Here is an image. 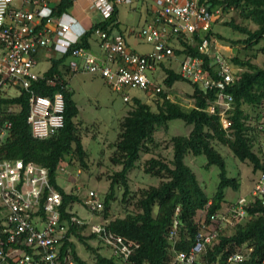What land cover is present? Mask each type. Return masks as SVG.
<instances>
[{
	"label": "trees",
	"instance_id": "1",
	"mask_svg": "<svg viewBox=\"0 0 264 264\" xmlns=\"http://www.w3.org/2000/svg\"><path fill=\"white\" fill-rule=\"evenodd\" d=\"M207 2L213 6H222L223 14L239 10L257 25L256 28H251L230 21L228 25L243 33V38L229 40L212 28L207 34L211 39L219 38L233 46L242 44L264 52V0ZM54 3V15L61 17L64 13L71 12L75 0H57ZM216 21H219V18ZM98 26L121 31L118 9H115L109 19L95 22L76 45L92 48L95 42L94 29ZM261 42L263 46L256 47ZM200 43L201 35L196 33L192 42L182 40L181 45L175 47V52L178 55L203 56L205 64L209 66L211 59L200 52ZM68 59L69 54L52 57V64L45 73L47 77H59L67 84L63 89L64 127L46 139L35 138L27 121L29 94L22 91L18 96H1L0 120L10 119L13 126L0 148V158L23 159L48 169L51 184L62 194V219L69 221V230L62 244L63 253L71 249L76 264H122L101 241L100 243L110 250L109 254L102 253L89 244L87 237L82 235L85 229H89L87 220L83 219V224L71 222L72 216L80 217L74 205L84 203L83 197L76 191V186L67 190L58 183L61 161L70 166L78 164L84 170L89 168L81 127L75 120L79 108L66 79L70 71ZM230 60L244 70L236 73L234 80L225 90L233 98L230 107L225 110L229 122L227 128H224L221 122L220 112L223 106L218 105L215 113L207 110V106L216 103L219 91L203 90L183 78L177 71L165 66L163 69L167 75L160 92L153 94L143 91L146 93L145 99L131 96L127 101L132 102V108L121 120L120 131L112 143L114 150L111 160L120 165L121 170L109 175L110 190L105 198L102 197L103 207L94 213L103 215L104 222L101 223L107 229L139 243L128 264H172L177 251H190L196 244L200 230L198 214L207 209L209 221L213 213L223 210L227 202L226 189L238 190L241 186L239 178L228 174L222 146L229 148L234 160L250 162L255 171H264V155L262 151L255 150L257 136L264 131L257 125L258 115L264 112V64L259 65L252 57H242L239 54H235ZM179 80L188 81L195 88L190 94L194 101L190 108L183 107L169 97L174 83ZM36 85L41 94L50 95L61 89V85L50 87L44 82ZM10 106H14V109L10 110ZM175 119L183 120L187 125H191L192 129L187 135L172 137L173 157L166 159L161 155H152L145 158L146 154L152 153L159 145L155 132ZM190 154L195 157L204 156L207 167H219V183L213 194L207 192L194 168L187 162L186 158ZM136 168L160 178V183L132 191L128 176ZM114 201H119L122 206V215L113 217ZM231 203L233 202H229ZM0 209H3L1 205ZM246 209L248 218L238 222L235 227L226 229L207 245L206 253L202 256L204 264H229L228 258L239 252L244 253L246 258L232 264H264V204L259 199H251ZM73 237L85 243L94 255L92 259L80 255ZM89 238L97 237L90 233Z\"/></svg>",
	"mask_w": 264,
	"mask_h": 264
},
{
	"label": "built area",
	"instance_id": "2",
	"mask_svg": "<svg viewBox=\"0 0 264 264\" xmlns=\"http://www.w3.org/2000/svg\"><path fill=\"white\" fill-rule=\"evenodd\" d=\"M55 1L0 0V97L18 96L22 91L29 94L27 121L35 138L46 139L65 125L63 89L67 84L59 77H47V71H35L42 52L51 49L60 55L69 54L72 74L87 72L102 77L125 101L131 99V89L160 92L163 88L160 71L164 66L171 68L178 64L176 71L183 78L203 90L219 91L216 103L207 106V110L215 113L218 105L223 106L221 122L224 128L229 126L225 110L233 98L225 90L236 73L244 68L234 65L221 49L219 40L207 35L215 20L222 16V6H213L207 0H153L152 19L137 33L151 45L149 51L132 48L122 32L98 26L93 33L99 49L95 52L76 45L92 25L86 28L71 13L55 16ZM133 1L88 0L87 7L106 20L114 14L117 5ZM196 33L201 35L200 52L211 59L209 66L203 56L175 52L182 40L192 42ZM42 82L50 87L61 85V89L50 95L41 94L36 84ZM257 125L260 130L264 129V112L258 115ZM12 126L10 119L0 120V148ZM66 166L67 163L61 161L59 172L65 171ZM251 199H259L264 204V171L255 180L249 197L228 204L213 213L209 221L207 209L202 211L206 215L199 220L196 244L190 251H177L172 264H204L202 256L207 245L220 233L249 217L246 205ZM62 201V194L51 184L46 167L23 159L0 158V205L3 207L0 264H76L71 249L62 252L69 230V221L62 219ZM84 205L93 213L100 210L103 207L100 193L90 190ZM71 222L84 223L78 216H72ZM88 223L90 233L122 264H128L139 243L114 233L101 222L89 220ZM245 258L246 255L239 252L231 255L228 263Z\"/></svg>",
	"mask_w": 264,
	"mask_h": 264
},
{
	"label": "rangeland",
	"instance_id": "3",
	"mask_svg": "<svg viewBox=\"0 0 264 264\" xmlns=\"http://www.w3.org/2000/svg\"><path fill=\"white\" fill-rule=\"evenodd\" d=\"M153 0H134L131 4L121 3L118 5V19L120 21V29L128 37L129 43L132 48L141 52H147L151 49V45L138 37L137 33L145 23V20H150L153 12ZM72 15H79L81 23L87 28L90 20L86 18L87 15L78 14L82 13L78 3L74 5L71 12ZM94 16L96 13H94ZM90 16V14H88ZM102 18V15L96 17V22ZM78 19V20H79ZM233 21L235 24L249 26L256 28V24L245 17L239 10H231L219 17L213 25L216 33L228 38L229 40H238L245 35L233 27L228 25V22ZM95 39V38H94ZM221 44V49L229 58L235 54L242 57H252L253 61L259 65L264 64V52L258 51L256 48H247L242 44L233 46L230 42H224L217 38ZM180 46V45H179ZM263 46V42L259 43L256 47ZM99 51L95 42H93V51ZM95 51V52H96ZM60 56L53 50L42 52L39 57V62L35 67V71L43 73L47 71L52 64V57ZM69 61V59H68ZM173 70H178V64L171 67ZM165 70L160 71V76L163 80L166 77ZM68 79V86L72 91L73 99L79 108V114L76 117V122L81 127L83 135V143L88 153L89 168L84 170L78 164L70 166L67 162L66 170L59 172L58 183L67 190L74 189L79 191L83 197V201L87 197L90 190H95L100 193V196L105 198L109 192L110 179L114 171L121 170V166L114 164L111 160L113 154L112 143L116 140L120 131V122L127 115L128 111L132 108V102L125 101L120 92H116L100 77L90 73L77 72L72 74L70 71L66 76ZM194 86L188 81H176L172 87L169 97L178 102L185 108L193 106L194 101L190 98V94L194 92ZM12 93L16 91L12 90ZM10 92V94H12ZM130 96L146 98V93L139 89L129 90ZM14 106H10L13 110ZM192 129L191 125H187L181 119H175L167 125L160 127L155 132V137L158 142V147L152 153L146 154L145 158L152 155H161L166 159L173 157L172 137L176 135H187ZM221 150L225 154L227 161L228 174L236 176L241 180V186L238 190L233 188L226 189L227 202H237L240 199L249 197V193L253 188L254 182L259 176L261 171H255L250 162H239L231 157V151L228 147L222 146ZM255 150L262 151L264 155V131L258 134ZM144 158V159H145ZM187 162L194 168L198 175L199 180L202 182L207 192L213 194L217 189L219 183V167L212 165L207 167V161L204 156L195 157L192 154L186 158ZM129 186L132 191L138 190L142 187L151 185H158L160 178L147 174L143 169L136 168L132 170L128 176ZM123 189L120 190V194ZM114 216L122 215V206L119 201H114L112 204ZM79 216L87 221L104 222L103 215H96L90 211L84 203H77L74 205ZM223 208V209H224ZM3 214V209H0V216ZM205 212L198 214V219L205 218ZM87 237L89 244L98 248L102 253H110V250L104 247L99 240L89 238V229H85L82 233ZM76 243V248L80 255L84 258L92 259L93 253L86 247L85 243L76 237L72 238Z\"/></svg>",
	"mask_w": 264,
	"mask_h": 264
},
{
	"label": "crops",
	"instance_id": "4",
	"mask_svg": "<svg viewBox=\"0 0 264 264\" xmlns=\"http://www.w3.org/2000/svg\"><path fill=\"white\" fill-rule=\"evenodd\" d=\"M76 3H78V5H79V8L81 9V12L82 13H78V14H84V15H87L86 16V18L88 19V20H90V22H89V26H91V25H93L95 22H96V17L97 16H100V14L99 13H97L95 10H91V9H89L88 7H87V4H88V0H78L77 2H75V4ZM154 6V5H153ZM117 9H118V5H117V7H116ZM93 12L94 13H96L95 15H97V16H94V14H93ZM153 13V12H152ZM72 14V13H71ZM88 14H90V16H88ZM74 15V14H73ZM75 17H77L78 19L79 18H82V17H80L79 15H74ZM152 16H153V14L151 15V18H150V20L152 19ZM119 20V19H118ZM150 20H145V23H147V22H149ZM79 21H80V19H79ZM99 21H103L102 20V18L99 20ZM81 22V21H80ZM98 22V21H97ZM120 22V21H119ZM144 23V24H145ZM82 24V23H81ZM83 25V24H82ZM118 31V30H117ZM119 32H122V31H119ZM124 35H125V37H126V40H127V42H128V44L130 45V43H129V40H128V37H127V35L125 34V33H123ZM131 46V45H130ZM91 49H93V46H92V48ZM137 50V49H136ZM94 51H96L95 49H94ZM139 51V50H138ZM43 52H46V50H44ZM141 52V51H140Z\"/></svg>",
	"mask_w": 264,
	"mask_h": 264
}]
</instances>
